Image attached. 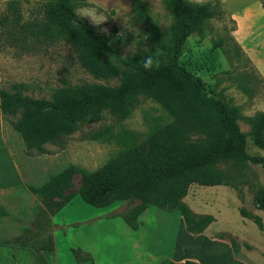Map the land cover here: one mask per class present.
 <instances>
[{
	"label": "rangeland",
	"instance_id": "obj_1",
	"mask_svg": "<svg viewBox=\"0 0 264 264\" xmlns=\"http://www.w3.org/2000/svg\"><path fill=\"white\" fill-rule=\"evenodd\" d=\"M48 1L0 0V90L13 91L14 86L21 85L23 95L51 100L54 91L61 88L82 84L118 85L117 77L95 79L80 66L67 42L45 36L48 22L44 5ZM137 1L148 9L150 21L137 16ZM186 1L209 4L218 14L205 22L201 34L195 33L186 40L179 63L203 81L210 95L222 98L240 112L237 124L246 138V152L264 158V149L256 147L251 140L250 125L253 118L264 113V0ZM70 2L78 16L119 49L122 58L137 56L143 60L151 56L154 61L162 60L148 36L152 22L165 38L169 35L172 19L162 0ZM94 10L107 17L98 27L85 17ZM13 121L15 118L0 114V166L8 167L5 187L0 188V243L13 244L18 239L19 243L40 248L49 236L53 238L56 230L59 258L61 264H67L72 258L71 243L79 237L71 238L67 231L64 233L61 227L54 225L52 219L56 224H68L107 210L90 207L82 201L78 195L82 174L97 170L123 151L144 145L157 127L170 123L172 117L160 104L141 96L128 117L117 118L105 111L100 121L84 123L73 133L43 144L40 150L25 147L19 133L12 128ZM70 166L77 169L68 190L73 198L50 216L41 199L28 188L45 184L51 176ZM222 169L227 171L228 185L193 184L183 199L188 207L195 208V215H210L215 219L209 233L203 235L197 253L209 263L210 256L216 257L218 264H236L227 251L212 252L214 240L205 239L212 234L247 250L237 264H264V230L260 231L239 214L243 208L259 216L264 225V211L256 209L253 202L254 194L264 189V171L251 162H229ZM139 202L130 198L113 202L110 207H115L114 216L122 218ZM179 215L177 210L156 206L148 207L140 215V235L137 236L147 241L146 249L150 239L155 254L160 255L171 247ZM85 228L81 225L68 231L74 233ZM99 229L101 234L106 231ZM111 247L112 252L116 251L114 243ZM5 256L0 255V259ZM116 256L107 253L105 262L116 260ZM0 264L32 263L25 257L24 261L9 259L1 260Z\"/></svg>",
	"mask_w": 264,
	"mask_h": 264
},
{
	"label": "trees",
	"instance_id": "obj_2",
	"mask_svg": "<svg viewBox=\"0 0 264 264\" xmlns=\"http://www.w3.org/2000/svg\"><path fill=\"white\" fill-rule=\"evenodd\" d=\"M162 2L172 21L166 38L154 22L148 30L150 41L162 55L159 67L150 71L143 68V60L137 56L122 58L116 46L77 15L70 0L46 2L45 36L67 42L80 66L95 79L117 77L119 83L114 87L82 84L61 88L54 91L51 100L27 97L22 86L17 85L13 91L0 90V114L15 118L12 128L27 149L40 150L43 144L73 133L84 123L100 121L105 111L117 118L128 117L141 96L157 102L172 121L158 126L144 145L123 151L97 170L82 174L78 195L94 208L138 199L139 204L121 218L132 231L138 230L140 215L149 206H156L179 211L185 230L201 235L214 219L210 215H195L183 202L188 188L193 184L228 185L227 171L222 167L229 162H251L264 171V158L246 152V138L237 124L240 112L222 98L210 95L203 81L179 63L186 40L195 33L201 34L205 22L218 12L209 4ZM135 11L139 18L150 21L148 9L141 1L136 2ZM250 125L253 144L264 149V113L253 118ZM76 172L70 166L45 184L28 190L54 216L73 198L68 190ZM253 202L256 209L264 211V189L254 194ZM239 214L264 230L259 216L243 208ZM216 238L223 240L221 236ZM229 242L235 247L233 241ZM13 244L32 249L39 264H46L42 251L54 249L52 236L40 248L19 243L18 239ZM162 264L197 263L187 260Z\"/></svg>",
	"mask_w": 264,
	"mask_h": 264
},
{
	"label": "crops",
	"instance_id": "obj_3",
	"mask_svg": "<svg viewBox=\"0 0 264 264\" xmlns=\"http://www.w3.org/2000/svg\"><path fill=\"white\" fill-rule=\"evenodd\" d=\"M3 163L5 164V162ZM6 168L7 169L3 168L2 165L0 166V188H4L5 181H7L6 175L8 173V167L6 166ZM189 207L194 213L196 212L194 207ZM114 209L115 207H108L106 211L100 212L97 215L68 224H56L55 219L52 217L54 225L61 227L60 229H62L64 233L67 231L66 233L71 235V238L73 236L79 237L78 240L73 239V243H71L73 245L69 249H71L72 258H69L67 264H162L164 262L184 263L187 260L194 261L197 264H218L216 257L210 258L209 256V259H211V262L209 263L197 253V247L200 244L201 239H204V236L209 233L211 225L214 223L215 219L203 234L193 236L185 230L182 217L179 215V217H177L178 220L180 219L179 226L175 234L176 238L174 243L171 247L161 251L160 255H158L153 251V240H148V247L146 249L145 245L147 244V241H145L144 237L141 238L137 236L140 235L138 234L140 223L137 231L130 230L120 217L114 216ZM81 225H85L86 228L79 232L69 233V228L80 227ZM99 228H104L106 231L101 234ZM54 232L53 251H42L46 264H61ZM209 238L214 240L212 241L214 248L212 252H216L217 250L227 251L230 259L236 264L238 263L237 260L241 258L243 253H247V250L244 249V247H234L229 241L212 237V234H208V237L205 239L209 240ZM113 243L117 248L116 251L112 252L111 246H113ZM107 253H115V255H117L116 260H108L105 262V255ZM0 255H6L5 257H2L0 261H7L9 259L12 261L22 259L24 261V258L27 257L32 264H39L36 254L32 249L14 245L12 243H0Z\"/></svg>",
	"mask_w": 264,
	"mask_h": 264
},
{
	"label": "clouds",
	"instance_id": "obj_4",
	"mask_svg": "<svg viewBox=\"0 0 264 264\" xmlns=\"http://www.w3.org/2000/svg\"><path fill=\"white\" fill-rule=\"evenodd\" d=\"M85 17H88L90 19V23L97 27L107 20V17H105L102 12L95 10L88 13ZM154 66L159 67V62L154 61L151 56L143 59V68L146 71L152 70Z\"/></svg>",
	"mask_w": 264,
	"mask_h": 264
}]
</instances>
